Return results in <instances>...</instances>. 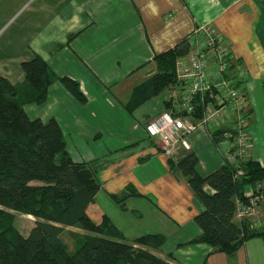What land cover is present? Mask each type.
<instances>
[{"label": "crops", "instance_id": "1", "mask_svg": "<svg viewBox=\"0 0 264 264\" xmlns=\"http://www.w3.org/2000/svg\"><path fill=\"white\" fill-rule=\"evenodd\" d=\"M33 12L22 29L29 31L22 46L2 56L0 76L21 82L20 63L38 54L55 74L79 83L84 103L55 81L45 102L26 104L24 110L32 119L54 118L65 131L73 159L90 164L101 185L93 210L106 214L126 240L145 233L164 235L160 250L152 253L163 259L171 254L173 264H245L247 241L232 256L211 252L206 243H189L202 232L194 221L201 205L144 129L171 109L164 103L169 98L151 115L141 111V125L123 104L133 86L155 71L154 54L173 47L196 27H211L245 68L251 103L249 158L264 166V0H41ZM132 78L129 85L121 84ZM258 107L263 109L262 125L254 112ZM195 125L186 137L198 158L196 171L205 176L232 160L230 141L215 144L211 135L217 130ZM125 193L119 202L111 196Z\"/></svg>", "mask_w": 264, "mask_h": 264}, {"label": "trees", "instance_id": "2", "mask_svg": "<svg viewBox=\"0 0 264 264\" xmlns=\"http://www.w3.org/2000/svg\"><path fill=\"white\" fill-rule=\"evenodd\" d=\"M187 37L153 55L155 71L133 86L123 104L128 114L165 89L177 88L175 62L188 51ZM237 62L242 64L239 58ZM20 68L23 80L19 83L0 76V264H173L171 254L163 259L152 253L160 250L164 235L145 233L126 240L106 214L93 210L101 185L90 164L73 159L65 131L54 118L32 119L25 112L26 104L45 102L55 81L78 102H86L79 83L55 74L38 54L22 61ZM164 103L168 107L170 98ZM193 104L188 118L196 124L203 118L205 101L196 96ZM224 133L234 136L235 131L221 125L211 139L216 144L225 138ZM229 152L235 161L224 160L205 176L197 173L198 158L191 151L168 157L167 164L186 178L201 205L194 221L202 232L189 243H206L211 252L232 256L250 239L264 241V228L255 229L248 220L234 218L235 197L244 198L247 186L264 183V166L252 158H239L235 149ZM111 196L119 202L127 194ZM16 213L35 219L27 236L14 224ZM67 226L86 232L73 252L60 238Z\"/></svg>", "mask_w": 264, "mask_h": 264}, {"label": "built area", "instance_id": "3", "mask_svg": "<svg viewBox=\"0 0 264 264\" xmlns=\"http://www.w3.org/2000/svg\"><path fill=\"white\" fill-rule=\"evenodd\" d=\"M187 38L188 51L175 62L178 84L169 97L171 109L145 124L147 136L167 157L177 158L190 151L186 136L197 125L188 117L194 111V98L199 96L205 101V111L198 125L212 131L221 125L230 126L234 136L224 133L230 140L229 149H235L239 158L248 159L251 139L246 128L250 108L244 66L237 62L229 42L221 40L211 27H196ZM230 157L235 161L233 154ZM234 218L238 222L248 220L255 229L264 228V183L249 187L244 198L235 197Z\"/></svg>", "mask_w": 264, "mask_h": 264}, {"label": "rangeland", "instance_id": "4", "mask_svg": "<svg viewBox=\"0 0 264 264\" xmlns=\"http://www.w3.org/2000/svg\"><path fill=\"white\" fill-rule=\"evenodd\" d=\"M40 1L41 0H0V63L4 54L9 53L13 50V48H20L22 46L23 38L28 37L29 31L22 29L26 25L29 16L34 14L33 11L34 9H36ZM186 42L187 45H189V39H187ZM149 70L150 69L147 68V71L150 74L151 71ZM139 75H141V73ZM135 79L137 78L135 77L134 80ZM132 81L133 78L126 79L121 84L126 86L129 85V83ZM174 90L176 89H165L164 91L144 103L142 106H140L130 117L136 118L135 122L141 125L142 120L140 112L144 110L149 115L153 114L152 112H154V109L160 108L161 105H159V103L168 99ZM246 95L249 98L248 93ZM250 99L254 104L253 97L251 98L250 96ZM254 112L257 113V116L260 115L259 122L262 125L261 117L263 115V109L258 107V109H256ZM117 116H119V112L117 113ZM253 117L255 116L253 115ZM34 220L35 219L30 215L16 213L14 217V224L22 235L27 236L29 234L30 229L34 225ZM258 229H263V227ZM84 235H86L85 231L78 227L71 226L64 227L63 232L60 234V238L66 243L68 251L73 252L82 240L81 238L84 237ZM247 247L248 249H245V264H264V241L261 238H254L252 240L247 241Z\"/></svg>", "mask_w": 264, "mask_h": 264}]
</instances>
